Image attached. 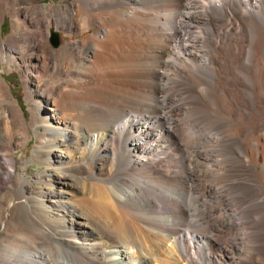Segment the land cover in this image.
I'll return each mask as SVG.
<instances>
[{"label":"bare ground","instance_id":"bare-ground-1","mask_svg":"<svg viewBox=\"0 0 264 264\" xmlns=\"http://www.w3.org/2000/svg\"><path fill=\"white\" fill-rule=\"evenodd\" d=\"M37 1L0 0V264H264V0Z\"/></svg>","mask_w":264,"mask_h":264},{"label":"rangeland","instance_id":"rangeland-1","mask_svg":"<svg viewBox=\"0 0 264 264\" xmlns=\"http://www.w3.org/2000/svg\"><path fill=\"white\" fill-rule=\"evenodd\" d=\"M50 1L51 0H38L37 2L38 3H45V2H50ZM53 1L58 4V3L66 2L67 0H53ZM20 6L21 5H17V7H20ZM1 26H2L1 31H0L1 37L4 39L9 34L10 29H11V27H10V16L7 12L4 13V18L2 20ZM53 34H57V36H58V43L57 44H53L52 40H51V43L54 46H58L60 43H63L64 41L71 42V41L77 40L79 38L85 37V34H82L80 36H68L66 34V32H64V31H54ZM53 34H52V36H53ZM7 64H8L7 61H0V72H1L2 76L4 77V79L6 80V82L10 85L11 93H12L13 97L18 101L19 106L22 108V111L24 112V117L26 118L27 121H29V119L31 117V112H30V109L28 107V103L25 99L24 86L22 83V78L20 77L21 75L15 69L13 64H9V65H7ZM3 65H7V66L3 69L2 68ZM65 67L67 68V64H65ZM221 112L222 111H219V109L217 108V106H215L214 103L207 102L203 105L202 109L201 108H195L191 113H189L190 116L189 115L188 116H189V118L190 117L195 118V119L197 118V120L198 119H210L213 122L216 121L214 124L222 125L223 127L225 126V128L236 127V125H237L236 121H234L232 118H230L226 113L222 112V114H221ZM208 115H210V116H208ZM222 117H223V119H222ZM184 119H186V117ZM191 120H193V119H191ZM76 121H77L78 125H81L85 121V118L82 116L80 118V116H79V117H77ZM187 126L185 125V128H187ZM30 132H31V137L26 142V144L22 145L21 147H19L15 150L16 165H17V167H19L20 164H23V167L25 168L24 177H26L28 179L31 178L34 173L40 172V171L46 169V166L44 164L30 160V156H31L32 151H33V144L35 141L34 140V138H35L34 134L32 133V131H30ZM190 132H191V130H190ZM190 132H186V133H190ZM187 199H189V198L185 197V203H186L185 205L191 206L190 201L189 200H188V202L186 201ZM190 222L192 223L193 226L191 225ZM177 223L179 224L178 228L180 230H185V229L188 230V228H189V230L194 229L195 224L193 221L191 210L190 209L187 210L184 219L181 221H177ZM1 246L3 247V245H0V249L2 250V251L0 250L1 251L0 254H3L5 251V248L2 249Z\"/></svg>","mask_w":264,"mask_h":264},{"label":"water","instance_id":"water-1","mask_svg":"<svg viewBox=\"0 0 264 264\" xmlns=\"http://www.w3.org/2000/svg\"><path fill=\"white\" fill-rule=\"evenodd\" d=\"M52 43L53 44H57L58 43V36L57 34H53V36L51 37Z\"/></svg>","mask_w":264,"mask_h":264}]
</instances>
